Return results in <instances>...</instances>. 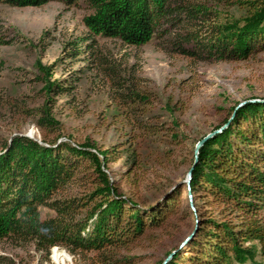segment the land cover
Returning <instances> with one entry per match:
<instances>
[{"label": "rangeland", "instance_id": "1", "mask_svg": "<svg viewBox=\"0 0 264 264\" xmlns=\"http://www.w3.org/2000/svg\"><path fill=\"white\" fill-rule=\"evenodd\" d=\"M231 1L172 0L170 7L177 10L197 7V19L193 25L185 14L169 20L143 46L94 35L83 23L94 12L88 0L71 7L60 1L0 5V147L20 135L107 150L106 173L124 208L169 213L159 227L120 249L70 253L53 247L46 253L34 243L5 238L0 264H56L53 250L65 251L68 264H162L187 248L180 245L200 215L221 218V206H209L200 194L194 201L191 193L190 203L186 176L200 141L219 134L246 104L264 108V49L245 60L218 61L184 56L177 45L193 49L192 42L182 41L192 29L205 31L204 21L225 24L246 17ZM46 82L63 90L49 92ZM43 110L57 127L39 126ZM90 190L81 182L60 189L56 197H80ZM39 213L42 221L55 217L46 207ZM257 219L264 226V211ZM245 246L258 250L257 242ZM254 262L264 258L256 254Z\"/></svg>", "mask_w": 264, "mask_h": 264}, {"label": "trees", "instance_id": "2", "mask_svg": "<svg viewBox=\"0 0 264 264\" xmlns=\"http://www.w3.org/2000/svg\"><path fill=\"white\" fill-rule=\"evenodd\" d=\"M52 1L71 7L80 0H0V5L40 7ZM171 1L88 0L94 12L83 23L94 35L143 46L169 20L179 21L185 14L193 25L197 19L193 15L197 7L177 10L170 7ZM231 2L241 6L246 17L225 24L204 21L205 31L192 29L182 41L192 42L193 49L178 43L182 55L236 61L264 49V0ZM45 86L49 92L63 90L57 82ZM235 113L226 128L199 148L189 182L194 201L200 194L209 206L218 204L221 218L199 214L187 248L166 264H258L255 255L264 258V226L257 219L264 211V108L248 103ZM39 126L57 127V123L43 110ZM41 142L15 135L0 147V240L31 242L46 253L53 247L70 253L100 252L127 247L169 216L166 210L124 208L125 200L106 173L107 150L89 143ZM81 182L90 184V192L56 197L60 189ZM40 207L53 210L55 217L42 221ZM248 242H257L258 250L246 247Z\"/></svg>", "mask_w": 264, "mask_h": 264}, {"label": "water", "instance_id": "3", "mask_svg": "<svg viewBox=\"0 0 264 264\" xmlns=\"http://www.w3.org/2000/svg\"><path fill=\"white\" fill-rule=\"evenodd\" d=\"M243 104H245V103H241V104H239L238 105V107H240V106H242ZM237 107V108H238ZM218 132H214L213 134H210V135H208V136H206L202 141H200L197 145H196V147H195V150H194V162H196V160H197V154H198V150H199V148L209 139V138H211L213 135H215V134H217ZM193 166L194 165H192V167L190 168V170L188 171V173H187V176H186V180H187V182H188V191H189V200H190V203H192V197H191V192H190V189H189V182H190V180H191V176H192V170H193ZM191 209H193V206L191 205ZM195 230H196V227H195V229L193 230V232L188 236V237H186V239L181 243V245H180V248H182L183 246H185L190 240H191V238L194 236V234H195ZM172 258V255H169L166 259H165V261H163V263L162 264H166L170 259Z\"/></svg>", "mask_w": 264, "mask_h": 264}, {"label": "bare ground", "instance_id": "4", "mask_svg": "<svg viewBox=\"0 0 264 264\" xmlns=\"http://www.w3.org/2000/svg\"><path fill=\"white\" fill-rule=\"evenodd\" d=\"M52 258L56 264H68L66 262L70 261V257L63 250H53Z\"/></svg>", "mask_w": 264, "mask_h": 264}]
</instances>
